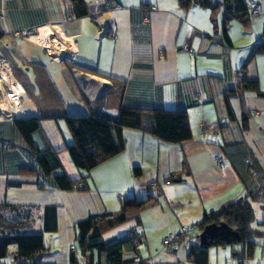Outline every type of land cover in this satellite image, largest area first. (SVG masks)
Listing matches in <instances>:
<instances>
[{
    "label": "crops",
    "instance_id": "obj_1",
    "mask_svg": "<svg viewBox=\"0 0 264 264\" xmlns=\"http://www.w3.org/2000/svg\"><path fill=\"white\" fill-rule=\"evenodd\" d=\"M85 2L92 16H75L71 0H0V62L9 65L22 86L18 105L0 106V204L56 206L58 228L44 232L45 248L36 256L40 264H70L72 251L77 264H96V257L107 264L102 252L83 255L78 250L76 223L96 213L117 215L127 198L151 197L132 213L139 226L130 234L107 231L103 240H129L122 253L134 263H194L188 255L191 246H200V230L183 236L173 248L175 255L162 247L164 237L197 225L205 212L250 191L264 192V96L243 87L244 80L258 81L264 91V51L258 50L264 0H245L259 3L262 13L247 25L232 20L229 42L223 36L222 13L215 16L216 30L211 10L197 3L184 9L178 0H113L100 11L106 0ZM27 28L35 32L24 36ZM58 31L68 38L70 51L54 58L47 44L63 45L54 34ZM40 36L43 43L32 40ZM184 43L194 52L185 51ZM9 90L1 84L0 101ZM123 107L184 111L193 138L167 143L125 128V150L81 180L85 172L66 150L74 137L65 117L116 115ZM16 118L39 119L32 136L35 147L58 152L62 167L53 174L82 181L84 190L55 186L53 175L44 174L15 126ZM219 157L224 158L221 164ZM150 181L157 189L148 187ZM254 205L261 208L259 218ZM252 206V225L259 232L252 256L239 254L241 244L212 246L208 264H264V197ZM41 228L40 219L37 231ZM138 234L144 236L140 248L132 241ZM175 249L182 250L181 257ZM10 250L14 253L16 246Z\"/></svg>",
    "mask_w": 264,
    "mask_h": 264
},
{
    "label": "trees",
    "instance_id": "obj_2",
    "mask_svg": "<svg viewBox=\"0 0 264 264\" xmlns=\"http://www.w3.org/2000/svg\"><path fill=\"white\" fill-rule=\"evenodd\" d=\"M71 2L75 16L93 15L85 0H71ZM112 2L113 0H106L104 5H101L100 11L106 10L109 6L106 3ZM178 2L184 9H189L196 3L201 7L210 9L214 16L212 19L216 30L218 24L215 16L221 12V27L227 42L230 41L227 26L232 20L238 19L247 25L253 18L250 11L251 3L247 4L245 0H178ZM114 3L117 5L116 2ZM1 34L0 32V36ZM259 43L258 50L264 51V41ZM243 87L264 96V91L261 90L258 81L244 80ZM226 98L228 103V97L226 96ZM65 119L74 137V143L67 146L66 150L74 165L85 172L81 180L87 177L86 174L91 169L125 150L126 144L123 137L125 128L148 132L167 143H181L193 138L192 131L186 126L188 114L184 111L123 107L116 115L103 112L89 115H70L66 116ZM13 121L27 145L36 153L37 162L44 174L46 176L53 175L55 186L64 190L77 189L76 184L82 183V181L70 179L65 173L53 174L62 167L58 152L40 151L35 147L32 136L39 128V119L16 118ZM5 146L8 148L10 144L5 143ZM135 171L139 172V169L136 168ZM170 180L173 181V179ZM85 188L82 183L81 188L78 189L84 190ZM260 197H264V192L260 190L250 191L245 197L229 202L218 210L205 212L197 224L200 231L208 224L226 222L231 228L239 232L241 239L222 240L214 238L209 246L193 245L190 247L188 255L190 260L195 264H208V249L210 247L229 244H241L239 254L252 256L256 244L253 238L259 234L252 225L255 220L252 201ZM150 200L151 197L140 201L136 198H127L123 202L121 212L117 215L109 212L96 213L78 221L76 223L78 250L83 255L95 250L102 252L105 254L107 264H142L124 260L122 248L125 241L107 243L102 236L108 230L131 218L130 214L143 209ZM40 219L42 220V228L35 231L36 222L34 221L39 223ZM191 226L194 228V225ZM57 228V208L55 205H46L41 208L32 205L0 204V264H10V261L21 259H34L33 264H40L36 256L45 248L44 232H55ZM7 229L9 230L5 231ZM136 236L132 238L134 244L136 243L134 241ZM12 245L16 246L14 253L10 250ZM70 264H77L76 251H72L70 254Z\"/></svg>",
    "mask_w": 264,
    "mask_h": 264
},
{
    "label": "bare ground",
    "instance_id": "obj_3",
    "mask_svg": "<svg viewBox=\"0 0 264 264\" xmlns=\"http://www.w3.org/2000/svg\"><path fill=\"white\" fill-rule=\"evenodd\" d=\"M43 33V31H42ZM56 36H60V39L58 41H61L63 43L62 46L59 45L58 42L55 43H49L48 46L50 49V54L54 58H59L63 54L68 53L70 51V46L68 44V38L66 35L58 32H55ZM32 40L38 41L43 43V37H33ZM2 83H6L10 86V90L6 93L5 100L0 101V106H2L4 109L8 108V105H18L19 101V95L22 91V86L20 83L13 77L11 73V69L9 68V65L5 62H0V86ZM15 115V113L13 114Z\"/></svg>",
    "mask_w": 264,
    "mask_h": 264
},
{
    "label": "built area",
    "instance_id": "obj_4",
    "mask_svg": "<svg viewBox=\"0 0 264 264\" xmlns=\"http://www.w3.org/2000/svg\"><path fill=\"white\" fill-rule=\"evenodd\" d=\"M156 7L155 6H152L151 7V10H155ZM250 11H251V15L254 17V16H258L262 13V6L259 4V3H251L250 4ZM2 18L3 16L0 15ZM35 32V29H30V28H27L23 31V35L24 36H29L31 34H33ZM115 35V34H113ZM116 37V35H115ZM264 41V33L261 35L260 37V41L259 42H262ZM0 45H1V42H0ZM182 48L185 50V51H188L190 53H193V49L190 48V45L188 43H184ZM216 162L221 164L224 162V158L223 157H219L216 159ZM43 183H41L42 185ZM82 186V183L81 182H78L76 184V188H81ZM148 187H152L154 189H157V184L154 182V181H150L148 182ZM158 192V191H157ZM194 230L193 226H183L182 229L180 230V232H170L168 233L164 239H163V244H164V248L165 250L169 253V254H172V255H175V252L173 250V245L176 244L180 239L181 237L185 234V233H190ZM134 241L136 242L135 245H136V248H140L142 247L143 245V242H144V236L143 235H137L136 238L134 239ZM75 247L72 246V250H74Z\"/></svg>",
    "mask_w": 264,
    "mask_h": 264
},
{
    "label": "water",
    "instance_id": "obj_5",
    "mask_svg": "<svg viewBox=\"0 0 264 264\" xmlns=\"http://www.w3.org/2000/svg\"><path fill=\"white\" fill-rule=\"evenodd\" d=\"M214 238L222 240H240L239 232L226 222L211 223L205 226L199 235L200 246H209Z\"/></svg>",
    "mask_w": 264,
    "mask_h": 264
},
{
    "label": "rangeland",
    "instance_id": "obj_6",
    "mask_svg": "<svg viewBox=\"0 0 264 264\" xmlns=\"http://www.w3.org/2000/svg\"><path fill=\"white\" fill-rule=\"evenodd\" d=\"M256 17V16H255ZM32 35V34H31ZM30 36V35H29ZM255 206V205H254ZM255 210H256V215H257V217L259 218V216L261 215V208H259V207H257V205L255 206ZM131 215V218H129L127 221H125L124 223H122V224H120V225H118V226H116L115 228H112V229H110V230H108V231H113L112 233H114L115 235H120V234H130L131 233V231L132 230H134L135 229V227L136 226H139L138 225V219H137V216L136 215H134L133 216V214H130ZM34 222H36L35 223V227H34V230L36 231L37 230V227H38V221H34ZM186 226H191V225H186ZM182 229V228H181ZM9 229H7V230H5V231H8ZM194 230H197V231H199V229H198V226L197 225H195L194 226ZM194 230L192 231V232H190V233H185L183 236H187V235H189V234H192L193 232H194ZM105 234H106V232H105ZM106 235H108V234H106ZM103 238V237H102ZM106 238H108L107 236H106ZM124 241H126V242H128L129 240H127L126 238L125 239H123ZM125 242V243H126ZM179 242V241H178ZM177 242V243H178ZM187 243H189V241H187L186 243H184V244H187ZM183 244V245H184ZM176 244H174L173 245V247L172 248H174V246H175ZM235 245V244H234ZM162 247H164V244H163V240H162ZM157 249L158 248H155L154 249V251H153V253H155L156 251H157ZM160 250V249H159ZM177 252H179L178 253V257H181V254H182V250H180V249H175ZM167 255H169V254H167ZM166 257H168V256H166ZM168 259H171L170 257H168ZM174 260L177 262L178 260H176L175 258H174ZM182 260V259H181ZM183 261V260H182ZM95 262H96V264H99V260H98V257H96V260H95ZM10 264H17V261H10ZM152 264V263H151ZM179 264V263H178ZM182 264H184V263H182ZM187 264H195V263H187Z\"/></svg>",
    "mask_w": 264,
    "mask_h": 264
}]
</instances>
